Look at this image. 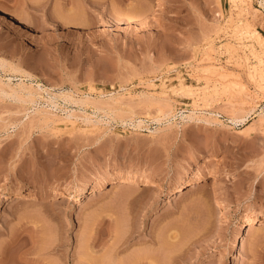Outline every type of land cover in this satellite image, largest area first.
<instances>
[{"label": "rangeland", "instance_id": "rangeland-1", "mask_svg": "<svg viewBox=\"0 0 264 264\" xmlns=\"http://www.w3.org/2000/svg\"><path fill=\"white\" fill-rule=\"evenodd\" d=\"M262 1L0 0V264H264Z\"/></svg>", "mask_w": 264, "mask_h": 264}, {"label": "bare ground", "instance_id": "bare-ground-1", "mask_svg": "<svg viewBox=\"0 0 264 264\" xmlns=\"http://www.w3.org/2000/svg\"><path fill=\"white\" fill-rule=\"evenodd\" d=\"M262 3H264V0L262 1ZM1 17L7 18L6 20H8L9 22L15 23L16 25L20 24V22H19L20 20L16 19V17L12 16V14L10 15V14L3 13L0 11V18ZM258 34H256V35H258ZM257 42H259L260 43L259 46H261V53L259 54L258 62L260 63L259 65L264 66V64H263L264 63V43L263 42L261 43L260 41H257ZM255 66L257 67V65H255ZM258 68L260 69L259 66H258ZM253 72L259 73V71H253ZM254 74H252V75L254 76ZM260 77L262 79H264V68L263 67L260 70ZM253 79H255V78H253ZM236 84L237 83H234L233 86L235 87ZM68 96H70V95H68ZM188 116H191V115H188ZM137 182L138 181L135 180L134 178H124V179L116 180L115 178H112V177H103V178L97 179L91 183H83V184H81L75 188L65 187L64 189H62L60 191L53 192L52 196L55 198L56 197L62 198L63 200L76 198V199H79L82 201V199L86 200L88 198L89 194L105 188L108 184H112L111 185L112 187H124V186H127L128 184H135ZM142 184L147 188H159V187L162 188V187H166V186H171V188L174 192L173 194H175V193H181L187 186H190V188H195V189L196 188H202L203 186L206 187V185L210 186V187L211 186H217L218 181L215 182L214 180H212V181L208 182L204 178H202L199 174H194L190 177H184L174 184H171L169 182V180H167L166 178H163V177L144 178L142 180ZM182 187H184V188H182ZM0 191L2 193H6L13 200H18V201L34 200L35 198H37L39 196V192L37 190H29L26 188H8L7 184L2 179H0ZM216 194H220V197H221L220 202L225 207L226 217L228 219H231V220H235V219L237 220L238 217L235 215V213L227 211L228 207L230 206V201H229L228 197L224 193H222V191L219 188L216 190ZM263 225H264V214L260 213V214H255V215H246V216H243L241 221L238 223L236 231H237V234L239 235V234H242L243 232H245L246 230L253 231V230L260 228ZM173 238H176V237L174 236ZM236 240H237V238L234 241V245H233L234 247L237 245ZM147 243L148 242H146L144 244V246H147ZM148 252L147 251H144V252L140 251L136 256H133V258H131L129 260L128 264H159L157 261L158 257H153L152 254L149 255ZM120 260H122V259H120ZM124 263H125L124 260L120 261V264H124Z\"/></svg>", "mask_w": 264, "mask_h": 264}, {"label": "built area", "instance_id": "built-area-1", "mask_svg": "<svg viewBox=\"0 0 264 264\" xmlns=\"http://www.w3.org/2000/svg\"><path fill=\"white\" fill-rule=\"evenodd\" d=\"M262 9H263V13H264V7Z\"/></svg>", "mask_w": 264, "mask_h": 264}]
</instances>
